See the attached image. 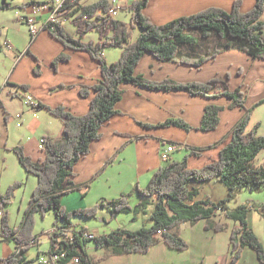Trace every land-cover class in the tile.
Masks as SVG:
<instances>
[{"label":"trees","instance_id":"trees-1","mask_svg":"<svg viewBox=\"0 0 264 264\" xmlns=\"http://www.w3.org/2000/svg\"><path fill=\"white\" fill-rule=\"evenodd\" d=\"M150 0H133L128 7L131 11V24L116 20L109 15L110 0H99L90 5L65 3L66 19L74 18L78 37L70 34L62 25L51 28L47 23L40 28L48 31L66 49L84 51L99 63L102 79L93 86L82 87L80 95L91 99L90 110L83 116H75L59 106L50 108L39 103L34 110L46 109L63 124V137L55 141L44 138L45 158L34 161L26 155L21 146L15 147L20 164L27 173L38 178V185L33 191L20 225L10 224L9 213L1 218V238L4 242L15 244V251L2 260V264H43L41 253L36 259L28 257L32 246L41 244V237L34 235L37 215L54 213V228L48 233L50 249L47 259L51 263L53 256H58L54 264H101L106 257L98 260L89 255L92 244L96 249H107L114 256L127 254H147L151 248L164 242L170 249L183 252L188 250V243L180 235L184 224L195 226L206 220L205 230L224 232L228 225L213 220L219 213L236 224L231 234V263L238 264L245 249H252L260 262L264 264V246L249 225L250 206L242 204L231 209L229 204L242 191L264 192V166H257L255 160L264 150V136L259 134L261 123L252 125L253 109H246V93L238 88L230 90L227 80L215 78L206 83H179L171 79L154 82L135 73L136 66L145 54L149 53L161 62L185 64L201 68L206 62L214 60L223 52L240 51L257 60H264V0H257L254 7L243 12V1L235 0L227 11L220 7H208L194 14L175 19L165 25L154 24L145 14ZM46 3L30 2L20 7L13 6L6 0L0 5V13L10 9L27 8L30 5ZM139 28L140 35L133 40V29ZM97 32V42L86 41L85 36ZM107 47L121 49L120 58L108 63L103 56ZM70 57L59 55L53 62L55 68ZM36 74L39 72L36 71ZM123 84H132L154 91H184L191 96L208 99L226 98L231 101L229 108H245L243 118L232 128L228 138L230 142L221 149L219 159L201 169H191L188 160L199 156L200 152L186 154L180 162L173 161L161 167L151 178L147 187L136 190L142 200L134 207L130 205L131 193L122 195L114 201H100L90 208L68 211L62 203L64 196L77 189L72 179L75 166L90 152L93 141L102 137L101 129L105 123L118 114L117 104L121 101ZM66 88L67 86H62ZM27 90V86L21 87ZM1 103V102H0ZM264 104L260 102L257 106ZM222 108L209 105L205 108L200 126L202 132L216 130L220 125ZM147 128L176 126L186 131L195 128L181 119H170L158 125L141 124ZM210 146L213 148L224 144ZM219 179L228 189L226 199L214 202L211 199L198 200L201 187ZM24 182L17 181L9 186L5 194H0L3 206L12 203L15 192L24 187ZM192 184L198 187H191ZM153 199V200H152ZM154 205L151 214V226L136 231L119 229L109 234H102L94 239H87L88 228L77 227L75 218L95 219L100 211L109 209L112 219L121 214L138 215L147 213ZM257 206V211L264 217V203ZM43 258V257H42ZM77 259L78 263H74ZM53 264V263H51Z\"/></svg>","mask_w":264,"mask_h":264},{"label":"crops","instance_id":"crops-1","mask_svg":"<svg viewBox=\"0 0 264 264\" xmlns=\"http://www.w3.org/2000/svg\"><path fill=\"white\" fill-rule=\"evenodd\" d=\"M6 1L17 7L33 1L46 5L33 4L27 8L10 9L0 13V161L6 163L11 159L15 163L13 158L17 156L13 149L18 146H21L25 154L34 161L43 160L45 153L39 149L40 141L46 137L55 141L61 140L63 124L48 110H34L27 106L22 99L23 92L29 93L44 106L50 108L63 106L73 115L83 116L90 110L92 97L83 98L80 90L82 87L99 83L102 73L99 63L88 53L66 49L48 31L40 32V28L47 24L52 9L60 0ZM97 1L99 0L86 2L84 5ZM132 1L122 0L121 5L128 7ZM167 1L175 2V10L179 9L181 12L176 16L173 13L156 20L147 13V8L144 14L154 24L165 25L208 7H220L230 11L235 0ZM242 1V11L248 12L257 0ZM20 17L33 18L39 29L38 33L33 36L28 25L22 22ZM73 19H66L62 26L70 34L78 37ZM67 21L74 26L75 33L68 30ZM262 21L264 22V15ZM20 23L25 26H22L23 29L20 28ZM85 40L97 42L99 35L97 32L89 33L85 36ZM121 52V49L107 47L103 56L108 63H114L120 58ZM61 54L68 55L70 59L61 62L55 68L53 62ZM36 71L39 74H36ZM135 73L154 82L171 79L179 83H206L215 78H222L227 80L230 90L240 88L246 93V109H253V116L260 107L264 106V104L257 106L264 101V60L253 59L237 50L223 52L199 69L185 64L161 62L147 53L136 66ZM23 86H27L28 89H22ZM121 90L123 96L116 107L118 114L103 125L102 137L92 142L89 154L75 166V177L72 181L77 189L62 199L63 206L68 211L93 207L87 203V199L92 195L95 196L96 205L100 201H114L124 194L131 193L130 205L136 206L142 200L136 190L146 188L161 167L173 161H182L185 155L192 151H198L200 155L189 158L188 164L191 169H201L219 159L221 149L230 142L228 138L230 131L246 112L245 108L240 107L230 109L231 101L224 97L208 99L202 96L194 97L184 91H154L132 84H123ZM209 105L222 108L220 125L214 131L202 132L197 128L202 122L205 108ZM170 119L184 120L195 129L188 132L176 126L147 128L141 125L155 126ZM256 122L261 123V120ZM263 126L262 122L260 131ZM223 140H225L224 144L209 148ZM169 145H174L176 150L170 155V161L164 162L161 153ZM263 153L264 150L255 160L257 166H264L258 164ZM19 165L23 173L16 170L19 175L17 180H26V185L34 191L38 185V178L27 173L20 162ZM210 185L215 189L214 194L203 195V189ZM191 187L198 185L192 184ZM223 188L227 189L219 179H215L201 187L200 194L195 200L211 199L214 202L224 200L229 192L227 189L223 193ZM244 192L248 191H242L237 196V202L232 203V201L229 206L231 209L242 204L251 207L248 216L249 225L259 237L258 230L252 224V217L257 215L261 219L262 216L256 210L257 206L252 207L264 203V197L255 195L254 199L243 200L244 196H252L245 195ZM31 197H28L24 206L19 207L20 220L13 225L15 228L20 225ZM9 207L3 206V214L8 212ZM105 212L112 221L109 209L100 211L98 217L103 216ZM1 218L0 264L15 251V244L2 241ZM213 220L226 223L228 229L224 232L207 231L206 220L200 221L195 226L184 224L181 227L180 235L189 246L186 251L170 249L162 242L151 248L147 254L114 256L107 249H99L100 254L95 260L106 257L101 264H230L231 234L236 223L227 219L224 213H219ZM88 230L97 236L107 234L89 228ZM11 244L14 245L13 249ZM238 264H260V262L256 253L247 248Z\"/></svg>","mask_w":264,"mask_h":264},{"label":"rangeland","instance_id":"rangeland-1","mask_svg":"<svg viewBox=\"0 0 264 264\" xmlns=\"http://www.w3.org/2000/svg\"><path fill=\"white\" fill-rule=\"evenodd\" d=\"M23 1L25 2V0H23ZM93 1L94 0H89L88 2H93ZM0 2H2V0H0ZM18 2H22V0H18ZM130 3H132V2H130ZM175 6H176L175 2H169L167 0H150V3L147 7V13L150 14L155 20L157 18H164L165 16L170 15V14L173 15V13L176 16V14L181 12V10H179V9L175 10ZM201 8H203V7H201ZM189 12H192V11H189ZM131 15L132 14H131L130 10L122 9V10H120L118 16L116 17V20H119L121 22H124L127 25H130L131 24ZM22 26H24V25H22V23H20V28L23 29ZM66 26L70 32L75 33L74 32L75 31L74 26L71 24L70 21L66 22ZM140 32L141 31L137 27L135 29H133V40L134 41L137 40V38L140 35ZM22 99L24 100V97H22ZM257 120H261V123L263 122V124H264V106L260 107L258 109V111H256L254 113V116H252V125H254L255 123H258V122H256ZM259 132H261V133H259L261 136H264V126H263L261 131L259 130ZM13 159H14L15 163L11 159L9 161H7L6 163L3 160L0 161V188H1L0 194H5L9 188V186L12 185L14 182L21 181V182L25 183L23 188H21L15 192L12 203L10 205H8V206H10L8 208V213H9V218H10V224L12 227H14L13 225H16L17 221L20 220L19 216H18L19 215V211H18L19 207L22 205L24 206L25 202L28 200V197L29 196L31 197L33 194L32 188L29 185H26V183H27L26 180H21V179L17 180L19 175L16 172V170H18V171L20 170L21 173H23L22 172L23 170H21L22 168L19 165L17 158L14 157ZM258 164H264V153L260 157ZM8 184H10V185H8ZM224 191H227V189L223 188V193H224ZM214 192H215V189L211 185L206 186V188L203 189V195L214 194ZM244 193H246L245 195H252V196H247V197L244 196L243 200L245 198L254 199L253 197H255V195H257L259 197H264V192H249V193L244 192ZM260 195H262V196H260ZM94 197L95 196L92 195L87 199V203L91 204V206L95 205L94 202H96V201H94L95 200ZM237 200L238 199L236 198L235 200H233L232 203H236ZM245 202H247V201H245ZM256 205H258V204H256ZM153 211H154V205H150L147 209V213H142V214L138 215V218H136L137 220L133 219V217H134L133 214H121L117 218L110 221L111 220L110 216L105 212L103 216H100L97 219L75 218L73 220V222L79 228L85 227V228H89L92 230H96L99 233H107L108 234V233H111L112 231L117 230L119 228L136 231V230H139L143 227H150L151 226L150 217H151V214L153 213ZM10 214L12 215L11 217H10ZM103 218H105L104 221L102 220ZM54 222H55L54 213H48L45 216L37 215L34 235L37 237H41V244L39 246H32L28 250L27 254H28V257L30 259H32V260L36 259L39 253H41V258L47 257V253H48V250L50 248V239H49L48 233H51V231L54 229ZM252 224L255 226L256 230H258L259 239L261 240V242L264 246V217H262L260 219L257 215H254V217H252ZM13 244H11L12 249L14 248ZM99 254H100L99 250L96 249L92 244H90L89 255H91L92 258L96 259L99 256ZM32 264H38V263L35 262Z\"/></svg>","mask_w":264,"mask_h":264},{"label":"built area","instance_id":"built-area-1","mask_svg":"<svg viewBox=\"0 0 264 264\" xmlns=\"http://www.w3.org/2000/svg\"><path fill=\"white\" fill-rule=\"evenodd\" d=\"M89 0H60L58 1V4L55 5V7L51 11V15L47 21V23H51V28L55 29L56 25H62V23L66 20L65 13H70L72 10H66L64 9L65 3L69 2L73 5H76L75 8L79 7V5H84ZM122 0H110V9H109V15L112 18H116L120 12V10L123 9V6L121 5ZM22 22L26 23L30 29L31 34L34 36L38 33V27L36 25V22L33 18H26V17H20L19 18ZM24 101L27 106H29L32 109H35L39 102L37 99H35L32 95L29 93L23 92ZM39 149L43 151L45 149V141L42 139L39 144ZM176 150V147L174 145H169L165 151L161 153V158L164 162L170 161V155ZM3 215V205L0 202V217ZM57 231V229H53L51 232ZM87 239H94L97 237V235L93 233H87L85 235ZM58 256H53L51 258V263H56L58 261ZM43 264H51L47 261L46 258H41L40 260ZM74 263H78V260L75 259Z\"/></svg>","mask_w":264,"mask_h":264}]
</instances>
